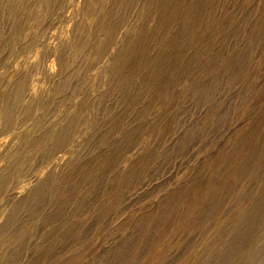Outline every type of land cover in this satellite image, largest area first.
<instances>
[{
  "label": "rangeland",
  "instance_id": "rangeland-1",
  "mask_svg": "<svg viewBox=\"0 0 264 264\" xmlns=\"http://www.w3.org/2000/svg\"><path fill=\"white\" fill-rule=\"evenodd\" d=\"M0 264H264V0H0Z\"/></svg>",
  "mask_w": 264,
  "mask_h": 264
}]
</instances>
